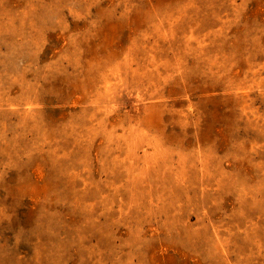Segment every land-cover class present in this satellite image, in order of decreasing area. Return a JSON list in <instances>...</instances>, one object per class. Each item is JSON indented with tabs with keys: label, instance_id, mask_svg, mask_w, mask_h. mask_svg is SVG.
<instances>
[{
	"label": "rangeland",
	"instance_id": "rangeland-1",
	"mask_svg": "<svg viewBox=\"0 0 264 264\" xmlns=\"http://www.w3.org/2000/svg\"><path fill=\"white\" fill-rule=\"evenodd\" d=\"M0 264H264V0H0Z\"/></svg>",
	"mask_w": 264,
	"mask_h": 264
}]
</instances>
